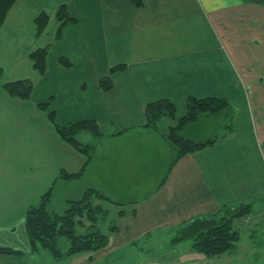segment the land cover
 Segmentation results:
<instances>
[{"label": "crops", "instance_id": "crops-1", "mask_svg": "<svg viewBox=\"0 0 264 264\" xmlns=\"http://www.w3.org/2000/svg\"><path fill=\"white\" fill-rule=\"evenodd\" d=\"M62 6L73 20L63 27ZM42 13L49 23L38 35ZM46 47L40 74L30 55ZM2 54L12 62H0V249L21 254H0V264L37 255L26 214L53 187L51 205L58 189L65 206L93 190L106 198L96 203L107 213L119 209L110 251L226 206L264 213V0H17L0 31ZM25 79L34 85L30 99L5 91ZM212 97L235 107L233 133L225 136L218 117H201L183 136L214 143L172 167L171 129L190 98ZM165 99L176 118L146 127L147 105ZM13 118L17 125L7 127ZM84 121L103 134L92 135L88 157L55 128ZM254 228L242 238H264V226Z\"/></svg>", "mask_w": 264, "mask_h": 264}, {"label": "trees", "instance_id": "trees-1", "mask_svg": "<svg viewBox=\"0 0 264 264\" xmlns=\"http://www.w3.org/2000/svg\"><path fill=\"white\" fill-rule=\"evenodd\" d=\"M17 0H0V31L7 19V15ZM61 27L71 23L73 20L68 16L66 6H62L58 12ZM49 16L42 13L37 19V34L41 35L47 28ZM49 48L37 49L30 55L33 67L40 74L47 69V57ZM61 63L69 66L70 63L61 59ZM102 86L110 89V81L102 80ZM5 91L11 96L22 99H30L34 85L31 80H19L4 85ZM42 108L47 109L46 105ZM235 107L231 102L223 98H190L188 100L187 113L179 119L178 124L171 129L168 140L171 149L172 167L182 158L192 154L209 144L196 143L183 136V129L189 124L196 122L201 117L215 116L225 123L228 136L234 131ZM177 107L170 100H159L152 102L146 107V127H154L163 118H176ZM54 123V114H50ZM61 138L74 147L77 151L91 155L93 145L83 143L79 136L89 133L95 137H102V132L94 121L72 123L67 126L55 125ZM224 136H220L222 138ZM216 140V139H215ZM81 174H63L60 179H75ZM54 187L51 192L45 194L38 205L29 209L26 214V230L33 254L43 249L49 251L53 258L61 261L66 257H74L84 254H92L107 248L110 244L111 235L117 232L115 222L110 227L108 234L99 228V219L105 215V208L96 203L97 200H106L101 194L93 190H86L83 197L70 201L61 212H56L51 205ZM124 213V212H122ZM252 213V205L226 206L220 211L195 217L183 224L173 228L170 244L180 245L192 241V248L204 256L214 258L232 253L241 242L242 233L245 229L241 227L244 219ZM123 215V214H122ZM151 233L148 234L150 236ZM66 237L69 248L66 252L60 249L59 241ZM0 254L20 255V252H12L9 249H0Z\"/></svg>", "mask_w": 264, "mask_h": 264}, {"label": "rangeland", "instance_id": "rangeland-1", "mask_svg": "<svg viewBox=\"0 0 264 264\" xmlns=\"http://www.w3.org/2000/svg\"><path fill=\"white\" fill-rule=\"evenodd\" d=\"M9 59L12 62V57L9 54L0 55V62L2 63L8 62ZM11 113L13 115L16 114L15 108H13ZM19 119L22 120L20 115ZM6 121L5 124L9 128H13L18 122L14 118L12 122H9L7 119ZM36 128L40 130L42 136L43 128L38 122ZM82 135H80V140L83 143H95V138L92 135ZM87 136L89 137L88 139ZM78 192L79 190L75 189L72 195H77ZM57 194V199L52 209L56 212H61L64 209V203L61 202L62 195L64 194L60 189H58ZM111 210L112 212H106L98 221L99 228L106 234L110 232L109 229L114 223L115 218L117 219V215H115L117 209ZM263 215L264 213L255 212L252 209V213L244 219L241 227L243 229L252 228V231L256 230L254 228L255 226H261L263 229ZM172 235L173 227H169L155 231L150 236L146 235L144 238L138 239L132 244L121 246L112 251L106 248L97 253L66 257L61 261L55 260L49 251L43 249L37 255L30 256V259H27V261L28 264H264V247L262 246L264 245V238L258 235L255 238L251 236L247 238L244 235L237 249L232 253L214 258L204 256L195 251L192 248V241L172 246L170 244ZM59 246L63 252L68 250L69 241L66 237L60 239Z\"/></svg>", "mask_w": 264, "mask_h": 264}]
</instances>
